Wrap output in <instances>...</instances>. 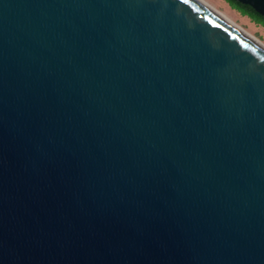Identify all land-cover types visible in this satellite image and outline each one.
Returning a JSON list of instances; mask_svg holds the SVG:
<instances>
[{"label": "water", "instance_id": "obj_1", "mask_svg": "<svg viewBox=\"0 0 264 264\" xmlns=\"http://www.w3.org/2000/svg\"><path fill=\"white\" fill-rule=\"evenodd\" d=\"M0 264H264V49L198 0H0Z\"/></svg>", "mask_w": 264, "mask_h": 264}, {"label": "rangeland", "instance_id": "obj_2", "mask_svg": "<svg viewBox=\"0 0 264 264\" xmlns=\"http://www.w3.org/2000/svg\"><path fill=\"white\" fill-rule=\"evenodd\" d=\"M264 45V27L232 8L226 0H203Z\"/></svg>", "mask_w": 264, "mask_h": 264}, {"label": "trees", "instance_id": "obj_3", "mask_svg": "<svg viewBox=\"0 0 264 264\" xmlns=\"http://www.w3.org/2000/svg\"><path fill=\"white\" fill-rule=\"evenodd\" d=\"M230 6L241 14L248 16L253 20L255 23L262 25L264 27V17L258 14L252 7L248 5H243L236 0H226Z\"/></svg>", "mask_w": 264, "mask_h": 264}, {"label": "bare ground", "instance_id": "obj_4", "mask_svg": "<svg viewBox=\"0 0 264 264\" xmlns=\"http://www.w3.org/2000/svg\"><path fill=\"white\" fill-rule=\"evenodd\" d=\"M198 1L202 2L206 6L210 7L211 9H213L223 19H225L234 29H236L238 32H240L242 35H244L246 38H248L249 40H251L252 42H254L256 45H258L259 47H261L262 49H264V45L258 39H256L254 36L248 34L241 27H239L236 24H234L229 18H227L225 15H223L222 13H220L219 11H217L216 9H214L212 6H210L209 4H207L205 1H203V0H198Z\"/></svg>", "mask_w": 264, "mask_h": 264}]
</instances>
